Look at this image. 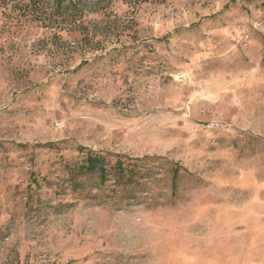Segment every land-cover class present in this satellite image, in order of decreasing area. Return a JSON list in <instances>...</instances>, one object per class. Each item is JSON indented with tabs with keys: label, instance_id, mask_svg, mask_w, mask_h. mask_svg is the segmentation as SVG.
<instances>
[{
	"label": "rangeland",
	"instance_id": "374dc122",
	"mask_svg": "<svg viewBox=\"0 0 264 264\" xmlns=\"http://www.w3.org/2000/svg\"><path fill=\"white\" fill-rule=\"evenodd\" d=\"M263 2L0 0V264H264Z\"/></svg>",
	"mask_w": 264,
	"mask_h": 264
},
{
	"label": "trees",
	"instance_id": "16d2710c",
	"mask_svg": "<svg viewBox=\"0 0 264 264\" xmlns=\"http://www.w3.org/2000/svg\"><path fill=\"white\" fill-rule=\"evenodd\" d=\"M1 1H2V3H5L7 5H13V4L21 3L23 0H1ZM25 1H26L27 5H24V6L29 10L28 11L29 15L34 16L35 20L40 21L41 20L40 17H38L36 14H37V12H39L40 7L44 3L47 2V0H25ZM70 1H72V0H55V2L60 6L63 5L64 3H67ZM261 7L264 9V2L262 3ZM104 164H105L104 158L89 156L86 159V163L83 166H81L80 172L82 174H91V175L94 173H100L101 176L106 177L107 176L106 172H108V171H105L106 165H104ZM119 165H120V167L118 166L116 168V171H115L118 174L115 176V179H116L115 181H116V183L125 186L126 185L125 171L127 173V170H126V168L123 169V165H121V163H119ZM99 169H102V170H99ZM133 173L135 175L136 171H133Z\"/></svg>",
	"mask_w": 264,
	"mask_h": 264
}]
</instances>
